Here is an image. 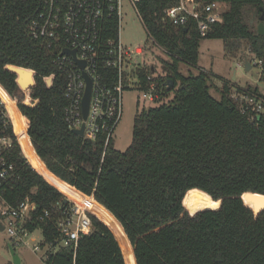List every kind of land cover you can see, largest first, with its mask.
<instances>
[{
	"label": "trees",
	"instance_id": "obj_1",
	"mask_svg": "<svg viewBox=\"0 0 264 264\" xmlns=\"http://www.w3.org/2000/svg\"><path fill=\"white\" fill-rule=\"evenodd\" d=\"M179 1L138 3L150 39L169 58L155 57L142 75L156 72L160 62L162 71L155 79L162 83L163 96L174 97L136 113L132 142L121 151L114 138L105 146L104 135L87 139L69 127L67 76L55 65V54L28 31L40 0H0V83L22 100L21 87L29 88L31 70L35 72L29 95L38 102L20 101L18 107L36 157L115 217L108 225L118 239L92 215L93 230L81 237L76 254L61 248L47 264H264V204H247L243 198L264 197V122L255 125L240 111L231 97L232 81L224 80L217 99L209 73L180 70L182 62L198 64L203 39H221L228 57L248 47L264 58V35L246 15L252 8L260 18L264 0H198L229 6L206 37L194 20L187 30L164 20L165 10ZM116 34L112 21L104 35ZM101 73L107 83L117 78L115 70L102 67ZM12 136L16 138L13 131ZM10 157L20 178L4 196L13 205L31 196L36 209L27 226L41 228L49 243L58 236L56 222L69 206L60 189L69 188L48 169L42 168L44 176L36 170L19 144ZM218 200L220 208L210 209ZM57 203L62 209L54 207ZM184 205L191 213L208 209L192 215ZM45 211L51 218L40 220ZM110 213L102 212L101 217H109L105 222Z\"/></svg>",
	"mask_w": 264,
	"mask_h": 264
},
{
	"label": "built area",
	"instance_id": "obj_2",
	"mask_svg": "<svg viewBox=\"0 0 264 264\" xmlns=\"http://www.w3.org/2000/svg\"><path fill=\"white\" fill-rule=\"evenodd\" d=\"M139 2L140 0H40L38 13L28 25L29 34L41 40L55 54V65L67 76L65 97L68 105L65 108V118L69 127L73 130L84 126L82 137L87 139L96 140L101 134L104 135L105 146L114 138L115 130L123 116L126 90L138 89L142 99L154 104L160 101L169 102L171 99L169 95L163 96L162 83L155 79L161 73H157L158 68L153 74H147L146 77L142 75L145 68L153 64L150 60L142 59L147 45H130L122 39L126 4L134 9L145 27L138 9ZM228 8V5L216 1L201 4L198 0H180L178 4L165 10L164 20L186 27L194 20L201 36L206 37L213 25L223 19V14ZM112 21L117 26V34L106 37L104 33L112 25ZM145 30L151 38L146 27ZM67 50H75L76 56ZM79 61L85 62L83 68ZM247 62L251 65L250 70L256 69V79L264 81V58L251 54L241 61L244 66ZM102 67L117 72L115 81L107 79V83L103 80ZM31 71L34 75L35 72ZM84 72L92 80L87 117L83 113V100L88 85ZM0 87L9 93L1 83ZM231 97L252 123L259 126L264 122V91L258 88L240 89L233 85ZM27 100L28 105L38 102L29 94ZM12 131L16 138L12 136ZM17 144L21 146L9 106L0 94V222L4 226L2 231L6 232L12 246L26 245L34 252L44 251L46 259L61 248H71L76 254L81 237L93 230L92 215H96L87 206H81L67 196L69 206L63 209L56 222L58 236L47 243L41 228L38 229L42 231L43 238L29 240L35 231L27 226L32 212L36 209V203L31 196L28 195L17 205L10 204L5 198V193L13 189L20 178L17 164L10 157ZM54 207L62 209L63 206L57 203ZM50 218V212L45 211L39 219Z\"/></svg>",
	"mask_w": 264,
	"mask_h": 264
},
{
	"label": "rangeland",
	"instance_id": "obj_3",
	"mask_svg": "<svg viewBox=\"0 0 264 264\" xmlns=\"http://www.w3.org/2000/svg\"><path fill=\"white\" fill-rule=\"evenodd\" d=\"M246 15L247 19L250 21L253 27H257L259 25L260 18L256 15L255 9L248 8L246 10ZM124 26L125 30L122 33V39L125 41V43L130 45H147V50L142 59L150 60L151 62H154V60H156L155 57L169 60L165 50L154 44V42L149 38L140 18L138 17L134 9L127 4L124 8ZM250 56L251 53L248 50V47H243L242 53L240 55L236 57H228L225 55L224 44L221 39H203L201 41L200 58L198 64L194 66L182 62L180 64V70L186 75L190 73L198 74L201 70H205V72L209 73L210 80L213 83L211 94L217 99H220L221 97L219 89L223 85L224 80H227L229 82L232 81L235 85L242 88H258L264 91V81H258L256 79V69L246 70V67L241 63L243 59ZM157 63V73L159 74L162 71V67L160 65V62ZM29 89H22L25 95L22 100L13 97L16 100L17 105L20 101L27 102V104H29L27 100ZM169 96L172 99L174 97V94L170 93ZM154 105V103L142 99L138 89H128L124 92L123 116L114 134V143L117 149L124 151L131 144L134 117L136 113H138L143 107H150ZM65 197L67 196L65 195ZM243 198L247 204H252L255 202L264 204V197L262 196H257L254 199H250L246 196H244ZM218 201V206L210 209H219L222 201ZM185 208L192 215H195L199 211L208 209H202L191 213V211L186 206ZM96 210L99 212L100 217L103 211H107V213H110L99 203L97 204ZM109 215L110 219L107 220L108 222L104 221L106 218H109L108 216L105 215L101 217V220H103V222L107 225L108 223L112 224L113 221L111 220L115 219V217L112 218V214ZM96 217L98 216L96 215ZM115 223L118 224L119 227H121L117 220L115 221ZM108 226L110 227V225ZM111 230L115 234V230H113L112 228ZM116 237L118 239V236ZM32 238H35L37 240L42 239V231L40 229H36L30 236L29 240H32ZM12 249H14L15 253L19 256L21 264H47V259L44 255V251L34 252L31 247L26 245L12 246L8 240L6 232L0 230V264H15Z\"/></svg>",
	"mask_w": 264,
	"mask_h": 264
},
{
	"label": "bare ground",
	"instance_id": "obj_4",
	"mask_svg": "<svg viewBox=\"0 0 264 264\" xmlns=\"http://www.w3.org/2000/svg\"><path fill=\"white\" fill-rule=\"evenodd\" d=\"M0 94L2 95V97L5 99V101L7 102L9 106V109H10V112L13 118V122H14L15 131L18 135L20 144L23 147V150L25 152L27 159L33 165V167L42 174L41 172L42 168L48 169V167L44 164H40L38 158L36 157L32 141L30 139V136L28 135V131L24 123V118H23L24 116L22 115L17 105L16 100L9 93L4 91L1 87H0ZM61 192H63L69 198L78 202L81 206H87L95 215H97L101 219L99 212L96 210L98 203L91 196H88L76 190L75 188L69 189V191L61 190Z\"/></svg>",
	"mask_w": 264,
	"mask_h": 264
},
{
	"label": "water",
	"instance_id": "obj_5",
	"mask_svg": "<svg viewBox=\"0 0 264 264\" xmlns=\"http://www.w3.org/2000/svg\"><path fill=\"white\" fill-rule=\"evenodd\" d=\"M187 29H188V27L185 28V30H187ZM257 30H258V33L260 35H264V11L262 12V14L260 16V23L258 25ZM67 52L71 53L74 57L76 56V51L75 50H69V51L67 50ZM79 63H80L82 68L85 66V62H80L79 61ZM245 67H246V70H250V67H251L250 63L247 62ZM84 76L87 79V84L88 85H87L85 96H84V100H83V113H84V116L87 117L88 110H89V105H90V100H91V95H92V80L90 79V77L85 72H84ZM169 82H170V86L169 87H171V85H173V81L169 80ZM19 85H20V83H19ZM34 85H35V80H34V76L32 74V83L29 85V88H31ZM72 131L74 133L80 135V136H83L84 135V126L81 129H73ZM3 228H4V226L0 222V230H3ZM12 253L14 255V263L15 264H21L20 258L15 253L14 249H12Z\"/></svg>",
	"mask_w": 264,
	"mask_h": 264
},
{
	"label": "crops",
	"instance_id": "obj_6",
	"mask_svg": "<svg viewBox=\"0 0 264 264\" xmlns=\"http://www.w3.org/2000/svg\"><path fill=\"white\" fill-rule=\"evenodd\" d=\"M257 28H258V26H257ZM234 85V84H233ZM235 86H237V85H235ZM222 87V86H221ZM239 87V86H238ZM240 89H243L242 87H239ZM52 173V172H51ZM52 174H54V173H52ZM55 175V174H54ZM56 176V175H55ZM57 178H59L63 183H64V185L66 186V188L68 187L69 189H73V187L72 186H70L68 183H66L65 181H63L60 177H58V176H56ZM54 185V184H53ZM67 188V189H68ZM61 190H65L64 188H62ZM63 193V192H62ZM64 194V193H63ZM92 198L95 200V198L92 196ZM96 201V200H95ZM97 202V201H96ZM2 231V230H1Z\"/></svg>",
	"mask_w": 264,
	"mask_h": 264
}]
</instances>
